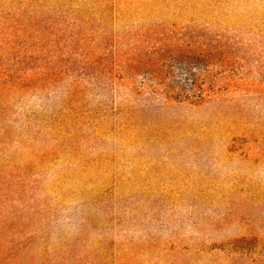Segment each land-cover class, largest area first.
I'll return each mask as SVG.
<instances>
[{
  "label": "rangeland",
  "instance_id": "obj_1",
  "mask_svg": "<svg viewBox=\"0 0 264 264\" xmlns=\"http://www.w3.org/2000/svg\"><path fill=\"white\" fill-rule=\"evenodd\" d=\"M0 264H264V0H0Z\"/></svg>",
  "mask_w": 264,
  "mask_h": 264
}]
</instances>
